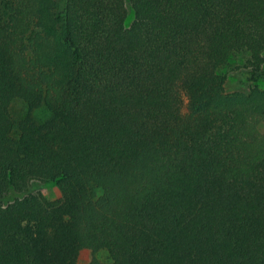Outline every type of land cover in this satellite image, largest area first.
Segmentation results:
<instances>
[{"label": "trees", "instance_id": "16d2710c", "mask_svg": "<svg viewBox=\"0 0 264 264\" xmlns=\"http://www.w3.org/2000/svg\"><path fill=\"white\" fill-rule=\"evenodd\" d=\"M261 81L264 0H0V264H264Z\"/></svg>", "mask_w": 264, "mask_h": 264}, {"label": "rangeland", "instance_id": "374dc122", "mask_svg": "<svg viewBox=\"0 0 264 264\" xmlns=\"http://www.w3.org/2000/svg\"><path fill=\"white\" fill-rule=\"evenodd\" d=\"M58 2L63 4V0H58ZM249 59V55L246 52L237 53L231 56L227 62V66L222 70V74L225 75L224 82V92L234 93V92H247L250 89V84L248 83L249 70L245 68V64ZM258 88L264 91V81L257 84ZM11 113L18 119L21 118L25 112L26 107L21 101H14L11 104ZM36 117L42 118L44 116V111L38 109L34 112ZM261 129L264 128L261 125ZM29 194L41 195L47 201H54L59 196L56 193L55 186L52 183H39L34 182L28 188ZM11 197L8 198V200ZM97 259L104 264H110L111 261L108 254L105 251H101L97 254Z\"/></svg>", "mask_w": 264, "mask_h": 264}]
</instances>
